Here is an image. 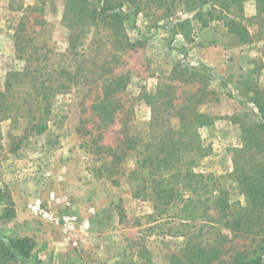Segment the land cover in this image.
Instances as JSON below:
<instances>
[{"label":"rangeland","instance_id":"rangeland-1","mask_svg":"<svg viewBox=\"0 0 264 264\" xmlns=\"http://www.w3.org/2000/svg\"><path fill=\"white\" fill-rule=\"evenodd\" d=\"M220 2L229 0H0V92L8 73L25 65L16 58L18 34L32 40L28 54L42 48L48 71L61 66L88 77L55 98L44 134L31 132L29 118L0 122V238L8 246L16 239L34 244L32 258L0 252V264H188L190 237L214 239L204 221L181 224L136 198L137 182L129 178L136 150L112 173V157L98 147L116 148L128 134L141 150L152 119L144 95L162 88L175 105L203 99L197 109L210 123L199 133L210 153L195 171L214 174L231 203H244L233 161L255 128L264 137V0H242L229 10L248 28V42L222 22L202 26ZM91 4L111 5L117 10L108 14L120 15L91 19ZM72 33L78 57L67 53ZM183 68L191 75L186 82ZM105 70L126 76L127 88L118 96L123 109L103 122L94 107L103 98L98 74ZM36 205L54 220L37 214ZM232 239L226 250L254 247L250 239ZM225 249L215 264L233 263L238 250Z\"/></svg>","mask_w":264,"mask_h":264},{"label":"trees","instance_id":"trees-1","mask_svg":"<svg viewBox=\"0 0 264 264\" xmlns=\"http://www.w3.org/2000/svg\"><path fill=\"white\" fill-rule=\"evenodd\" d=\"M241 1L213 3L212 10L207 14L210 20L203 21L202 26L209 27L214 22L219 24L222 22L229 33L236 34L243 42H248V28L243 25L242 19L238 21L237 16L229 11ZM91 7L92 9H86L91 19L96 13L104 14L105 18L120 15L118 12L108 14L117 10L111 5L100 10L96 4H91ZM217 10L219 15H215ZM71 38L67 53L78 57L77 34L72 33ZM31 42L28 34L17 35L16 58L25 65L21 70L12 69L8 73L5 90L0 92V122L14 120L17 123L21 119L26 121L29 118L32 122L31 132L41 135L49 129L55 98L68 93L71 90L70 83L77 78L88 77L77 75L61 66L59 69L48 71L42 67L48 60V56L40 52L42 48L35 46L30 54L27 53ZM128 47L133 48V45L129 43ZM34 64L36 67L33 68ZM186 72L188 73L187 68H183L180 74L184 81H187L185 78L191 77ZM98 80L102 81L99 90L103 98L94 109L102 112L103 122L110 118L113 120L117 111L123 109L122 99L118 96L127 88V77L115 76L114 71L105 70L98 74ZM161 90L162 88L155 95H144L152 108V119L148 124V133L141 150L137 149V145L141 144L138 143V138L128 134L116 148L98 147V151H105L112 157L108 169L112 173L114 170L120 173V163L131 155L129 152L136 150L134 155L137 159L136 168L129 175L130 179L137 182L134 193L136 198L151 201L156 210H161L162 214H167L181 224L202 220L206 228L213 231L214 239L204 244L198 237L188 239L186 248L189 253L183 257L189 258L188 264H215L224 253L226 244L233 242L234 238L229 241L230 234L233 237L250 239L251 245L254 246L252 251H247V247L241 252L240 248L225 249V253L231 251L235 253V250H238L232 264H262L264 137L260 132L263 129L255 128L257 133L254 136L245 137V149H239L241 153L234 158L233 175L243 187L245 199L244 203H231L227 198V192L219 189L214 174L205 175L195 171L201 160L210 153L209 147L208 149L204 147L199 133L200 128L210 123L209 117L197 109L203 103V99H198L192 104L194 96L189 102L175 105L165 99ZM113 182L118 181L114 179ZM186 190L190 192L187 197ZM202 196H205V199H202ZM9 242L10 247L0 238V252L3 256L15 258L16 253L13 250H16L17 255L25 259L32 258L31 248L34 244L31 239H16Z\"/></svg>","mask_w":264,"mask_h":264},{"label":"built area","instance_id":"built-area-1","mask_svg":"<svg viewBox=\"0 0 264 264\" xmlns=\"http://www.w3.org/2000/svg\"><path fill=\"white\" fill-rule=\"evenodd\" d=\"M34 210L36 211L37 214L43 215L45 218H50L51 220H54L52 215L49 213V210L46 208H43L41 205H36L34 207ZM78 243H74V245H77Z\"/></svg>","mask_w":264,"mask_h":264}]
</instances>
